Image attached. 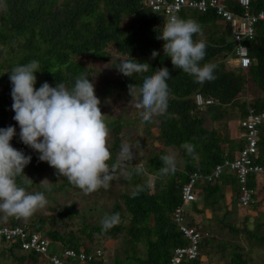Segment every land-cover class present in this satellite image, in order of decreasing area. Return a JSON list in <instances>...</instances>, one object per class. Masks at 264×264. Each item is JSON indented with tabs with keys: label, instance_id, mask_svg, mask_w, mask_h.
Masks as SVG:
<instances>
[{
	"label": "trees",
	"instance_id": "trees-1",
	"mask_svg": "<svg viewBox=\"0 0 264 264\" xmlns=\"http://www.w3.org/2000/svg\"><path fill=\"white\" fill-rule=\"evenodd\" d=\"M220 1L231 11H243L238 0ZM250 11L264 12V0H251ZM179 17L193 19L201 26L202 31L194 35L193 40L205 41L206 55L200 63L216 66L214 80L198 83L193 76L172 65L170 57L164 53L165 42L157 38L168 18L154 12L144 0H0V128H16V135L10 143L24 145L31 152L38 153L19 138L20 129L13 119L15 113L11 107L9 79L15 66L36 60L42 67V71L35 73L37 89L44 82L52 87L64 82L71 88L81 73L89 76L94 83L95 95L101 101L102 113L105 106L109 107L104 113L112 139L109 164L118 159L124 144H130L135 153L130 165L142 164L153 180L151 189L144 187L133 197L132 192L143 187L148 176L135 173L132 167L118 168L115 175L127 171L126 175L121 174L126 178L120 183L130 182L131 192L121 190L122 187H116L120 183L111 181L107 190L101 188L85 194L66 178L57 185L59 176L56 171L54 185L42 192L49 195L66 189L70 200L66 205L50 206L49 213L37 211L27 219L0 214V226L21 227L27 232L42 234L49 242L50 253L59 256L67 250L80 253L83 249L86 254L99 248L103 251L100 247L103 241L125 238L123 253L111 264H171L175 249L189 244L174 219L175 210L183 203V185L191 174L199 172L206 176L218 164L233 160L235 153L246 147L244 138L237 141L228 132L225 119L231 107L239 109L241 120L245 119L250 108L257 113L264 112V20L256 24L254 39L246 43L251 65L242 69L227 66L229 60L235 58L236 43L232 39L231 24L214 9L206 12L185 9ZM220 23L225 26L221 27ZM154 51L157 53L155 57L152 55ZM129 59L148 63L149 71L124 76L117 66L121 60ZM97 64H100L99 68ZM162 67H167L171 76L167 81L170 89L167 111L154 116L150 122H142L141 110L134 108L138 99L130 95L129 85L138 88L145 76ZM101 83L105 84V94L101 92ZM198 94L213 102L199 107ZM118 100L124 109L114 115L111 105ZM186 143L193 146L191 155L183 147ZM140 152L144 161L138 156ZM168 154L176 157L177 170L160 177L158 173L163 167L160 157ZM31 157L24 174L33 182L24 184L23 177L17 182L27 189L40 188L38 174L54 168L35 156ZM253 160L264 167V123L259 128L257 153ZM231 173L239 201L238 179L234 172ZM200 184L199 193H202L204 206L212 209L216 216V212L224 209L220 201L223 197L221 182L204 181ZM247 186L254 190L251 205L254 211H259L254 217V228L246 226L249 218L245 219L244 227L226 223L225 219L230 215L226 212L224 219L217 221V226H205L207 232L204 233L189 214L190 218L186 216L185 220L202 233V240L198 259L184 264H249L253 259L251 251L260 253V244L264 245V179L250 173ZM87 202L93 205L110 202V212L119 213L120 223L104 231L101 223L82 221L81 204ZM196 203H191L192 209L195 207L197 214H205V209H199ZM242 230L246 231V243L240 238ZM103 260L94 259L85 264H106ZM0 264L50 263L41 254L24 251L20 241L8 243L1 240Z\"/></svg>",
	"mask_w": 264,
	"mask_h": 264
},
{
	"label": "clouds",
	"instance_id": "clouds-1",
	"mask_svg": "<svg viewBox=\"0 0 264 264\" xmlns=\"http://www.w3.org/2000/svg\"><path fill=\"white\" fill-rule=\"evenodd\" d=\"M201 31L195 20L172 16L157 37L165 42L164 53L170 57L172 65L193 76L198 83L214 80L216 68L212 63H200L206 55V43L193 40V36ZM152 55L155 57L157 53L154 51ZM149 67L146 62L129 59L121 60L117 69L124 76L132 77L133 74L148 72ZM38 71H42L40 63L32 60L15 66L9 79L12 85L11 107L15 113L13 119L20 128L19 138L40 154L39 160L47 162L56 169L58 176L66 178L85 194L101 188L107 190L116 170L128 167H132L135 173L148 176L146 184L132 192L133 197L144 187L151 189V174L142 164L130 165L135 159L132 145L124 144L118 159L109 164L112 160L108 145L110 129L89 76L81 73L71 88L64 82L57 83L55 87L44 82L37 89L35 73ZM170 78L168 68L162 67L145 76L138 88L129 85L130 95L138 99L136 108L141 110L142 122H150L154 116L167 111L170 94L167 81ZM15 135L13 126L0 128V212L27 219L44 209L48 200L43 192L32 193L17 182L19 177L24 178V184L33 182L24 174V168L32 157L12 147L10 141ZM183 147L190 155L194 151L190 144ZM160 159L163 163L158 173L160 177L175 173L177 162L174 155H162ZM119 223V213L106 214L101 220L104 231Z\"/></svg>",
	"mask_w": 264,
	"mask_h": 264
},
{
	"label": "built area",
	"instance_id": "built-area-1",
	"mask_svg": "<svg viewBox=\"0 0 264 264\" xmlns=\"http://www.w3.org/2000/svg\"><path fill=\"white\" fill-rule=\"evenodd\" d=\"M154 12L166 16L168 19L172 16L179 17V14L185 10L197 12H206L214 9L216 14L220 15L226 22L231 24L232 39L236 43L234 62L236 67L246 69L251 65L246 43L254 39L256 35V24L264 20V12L253 13L250 11L251 0H238L243 8L241 13L229 10L220 0H144ZM196 101L199 107L211 104L213 101L205 99L198 94ZM264 123V112L257 113L254 109H249L245 119L240 121L243 128V138L246 147L235 156L233 160H225L218 164L208 175L195 172L190 175L181 190L183 203L174 212V219L180 226V231L189 240L187 246L175 249L171 264H184L198 259L200 253V242L202 233L195 227L189 226L186 216L190 217L189 211L185 208L191 203L197 201L198 185L204 181L215 182L219 180L226 170L234 172L237 176L240 197L239 202L242 207L251 205L254 201V190L247 186L250 173L260 175L264 179V167L254 163L253 156L257 153L259 128ZM15 149L22 151L26 156H35L39 159L38 153L31 152L24 145L11 144ZM8 243L20 241L21 248L27 252H36L41 254L50 264H85L94 259H104V251L101 248L94 253L86 254L82 249L80 253L74 250H67L62 255L52 254L49 251V242L40 233H30L21 227L11 228L0 226V241Z\"/></svg>",
	"mask_w": 264,
	"mask_h": 264
},
{
	"label": "rangeland",
	"instance_id": "rangeland-1",
	"mask_svg": "<svg viewBox=\"0 0 264 264\" xmlns=\"http://www.w3.org/2000/svg\"><path fill=\"white\" fill-rule=\"evenodd\" d=\"M220 26L221 27H224L225 25H222L220 23ZM229 65H227L229 68H232V67H236L234 62L230 61L229 60ZM97 68H99L100 64H97L96 65ZM227 67V68H228ZM105 84H102L100 85V89H101V92L104 93L105 91H107L105 89ZM105 94V93H104ZM122 102L120 100H118V102H114L113 105H111L114 109H113V114L114 115H117V114H120L122 109H124V107L122 106ZM109 107L108 106H105L102 110L104 113H107V109ZM134 108H136V105H134ZM131 113H128V115H130ZM240 121H241V118H240V111L238 108L236 107H231L229 109V113L225 119V122L227 124V129H228V132L230 134V136L232 138H237L236 140L239 141V138L241 136V128L239 126L240 124ZM219 126V124H217ZM17 128H19V125L17 123ZM20 129V128H19ZM111 137L109 136V139H108V145L109 147L111 146L112 144V141H111ZM139 158L141 161H144V155L141 154V152L138 154ZM123 173H125V175L127 174V171H123ZM123 173H121L123 175ZM229 172V170H226L224 175L226 176ZM121 174H116L115 175V178L112 180L114 182H118L120 183V180L124 181L126 177H123ZM56 175V169H53V170H46L40 174H38V181L43 182L44 183H41L42 184V187L40 186V188H37V187H32V188H28L27 190L32 192V193H35V192H42L43 190H45L47 187L51 188L55 181H54V178L53 176ZM227 177V176H226ZM65 178L62 177V176H59V178L57 179V185H61L63 182H64ZM67 180V179H66ZM116 187H122V189H124V191L126 192H131L132 191V186L130 184V182L126 181V182H122L118 185H116ZM67 190L65 189L64 192L63 191H60V190H56L53 191L52 193H50L49 195L45 194L47 200H48V204L47 206L42 209V210H39V212H43L45 214L49 213V207L50 206H54V207H60L62 205H66L70 200L68 199V195L69 193L66 192ZM81 208H82V211H83V215H82V218L84 222L86 223H91V224H95V223H101V220L103 219V217L107 214V215H110L111 212H110V209H109V206L111 205L110 202L106 203V204H99V205H93L92 202H87V203H82L81 204ZM197 205L201 208H204L205 209V215L204 217L202 218V220L198 219L196 222V224H198L199 226H201V229L205 232H207V229H204L205 226H208V227H214V226H217L218 223L217 221L219 219H224V215H225V212L224 211H221V212H218L216 213V216L215 214L212 212V209L208 208V207H205L204 206V200H203V197H202V193H198V201H197ZM231 211L230 212V215H228L226 217V223L227 222H232V223H236L238 224L240 227H243L245 224V219L246 218H249L246 222V226H249V228L253 229L254 228V225L256 224V219L254 220V217L256 218V215L257 213L256 212H250L252 210V205H249L247 206L246 208H244L243 210V207L239 208L238 207V203H237V200H233L231 202ZM230 207L225 206V211L226 209H229ZM187 211H190L192 209V205H188L186 206L185 208ZM247 209V211H246ZM249 212V213H248ZM242 214V216H240L241 218L240 219H237V217L235 216H239V214ZM0 214H2V216H6L4 213L0 212ZM250 215V216H248ZM247 216V217H245ZM244 231V230H243ZM246 236V234L244 235ZM236 238L238 239V235H236ZM242 239V241H244L243 237L241 236L240 237ZM247 238V236H246ZM246 243V242H245ZM235 244V243H234ZM100 247L103 248V251L105 252V258H104V262L106 264H111L114 260L115 257H117L118 255H121L126 247V243H125V238H120V239H110V240H107V241H103L100 245ZM254 252V254H253ZM251 254H252V258H254V256H258L257 259H259L261 261V264H264V256H261L259 251H255V250H252L251 251Z\"/></svg>",
	"mask_w": 264,
	"mask_h": 264
},
{
	"label": "crops",
	"instance_id": "crops-1",
	"mask_svg": "<svg viewBox=\"0 0 264 264\" xmlns=\"http://www.w3.org/2000/svg\"><path fill=\"white\" fill-rule=\"evenodd\" d=\"M241 136H240V138H243V136H242V131H241ZM239 138V139H240ZM235 139H237V138H235ZM238 154V151L235 153V156ZM227 176V177H226ZM223 175L219 180H220V182H221V190H222V198H221V202H222V204H223V206H224V209H222V210H219L218 212H221V211H224L225 213L226 212H229V211H231V202L235 199V200H237V203H238V207L240 208H242V206H241V204L239 203V201H238V198L236 199V193H235V188H236V186L232 183V173L230 172V173H228L227 175ZM201 184H199L198 185V193H199V191L201 192V188H202V186H200ZM198 193H197V198H198ZM198 201V200H197ZM197 204V203H196ZM225 206H226V208H227V206L228 207H230L229 209H226V211H225ZM195 208V207H194ZM194 208L193 209H191L190 211H189V214H191V218H193L194 217V220H198V219H200V220H202V218L204 217V215L205 214H203V213H199V214H197V211H194ZM198 208L199 209H203V208H201V207H199L198 206ZM193 210V211H192ZM243 210H244V208H243ZM246 211H247V209H246ZM212 212H213V210H212ZM218 212H216V213H218ZM250 212H256L257 214H258V212L259 211H257V210H255L254 211V208L252 207V210L250 211ZM214 213V212H213ZM249 213V212H248ZM229 214H230V212H229ZM193 216V217H192ZM231 216V215H230ZM240 216H242V214L240 213L239 214V216H235V217H237V219H240L241 217ZM248 216H250V215H248ZM245 217H247V216H245ZM195 221V222H196ZM197 223V222H196ZM244 227V226H243ZM251 229V228H250ZM243 231V230H242ZM241 231V233H239L240 234V237L242 236L243 237V239H244V242H246V240H247V238H246V236H244L246 233V231L244 230L243 232ZM252 231V230H251ZM261 231H263V230H261ZM260 249H261V251H260V255L261 256H264V245H262V244H260ZM258 257V256H257ZM257 257L256 256H254V258L255 259H251L250 261H249V264H261V261L259 260V259H257ZM206 264V263H205ZM215 264V263H214ZM220 264H221V262H220Z\"/></svg>",
	"mask_w": 264,
	"mask_h": 264
}]
</instances>
